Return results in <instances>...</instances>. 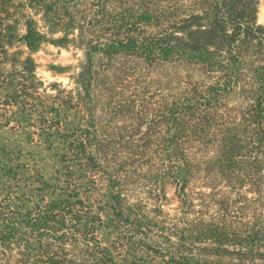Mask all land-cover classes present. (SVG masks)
<instances>
[{
  "label": "trees",
  "instance_id": "trees-1",
  "mask_svg": "<svg viewBox=\"0 0 264 264\" xmlns=\"http://www.w3.org/2000/svg\"><path fill=\"white\" fill-rule=\"evenodd\" d=\"M262 3L0 0V264H264Z\"/></svg>",
  "mask_w": 264,
  "mask_h": 264
},
{
  "label": "rangeland",
  "instance_id": "rangeland-1",
  "mask_svg": "<svg viewBox=\"0 0 264 264\" xmlns=\"http://www.w3.org/2000/svg\"><path fill=\"white\" fill-rule=\"evenodd\" d=\"M259 24H264L263 3L260 5ZM18 50L24 52L22 57H27L30 54L25 46L14 48L11 52ZM32 57L36 62L38 78H40L45 85L58 83L64 86H71L69 76L75 71L82 60V55L76 49H65L52 44L43 45L38 52L32 54ZM67 67H70L69 72L65 69ZM170 196L173 198L172 203H174L173 191H170Z\"/></svg>",
  "mask_w": 264,
  "mask_h": 264
}]
</instances>
